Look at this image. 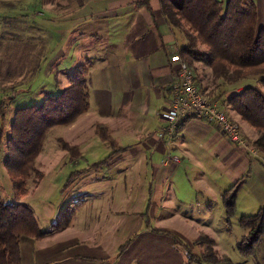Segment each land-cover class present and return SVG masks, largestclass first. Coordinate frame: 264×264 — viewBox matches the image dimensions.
<instances>
[{"label":"crops","instance_id":"crops-1","mask_svg":"<svg viewBox=\"0 0 264 264\" xmlns=\"http://www.w3.org/2000/svg\"><path fill=\"white\" fill-rule=\"evenodd\" d=\"M1 1L0 7L6 0ZM30 1L26 8L29 12H22L30 23L25 40L38 48L41 43L45 45V40L51 39L55 44L64 40L44 65L43 76H53L58 89L53 72L57 58L67 54V73L78 65H87L88 109L65 128L67 143L78 148L79 157L69 160L67 155L68 162L80 160L84 164L78 169L95 168L91 164L109 154L111 147L95 133V126L101 124L121 147L105 164L107 168H119H114L113 176L101 177L119 178L120 183L126 178L129 181L140 160L143 194L147 196L137 210L133 203L136 195L131 192L134 188H130L126 209L117 210L118 206L113 205L110 222L117 239L115 253L107 252L100 235L97 239L94 234L91 240L72 230L75 212L90 198L85 194L65 228L39 239L19 238L21 264H185L182 251L178 253L172 240L160 233L176 230L169 220L175 213L172 207L210 208L211 205L198 203L200 197L219 195L243 173H247L246 182L259 160L236 148L213 124L186 119L173 136L175 144L171 150L180 157L179 161L163 162L167 145L155 137V132L163 125L159 113L168 105L177 75L169 55L183 40L166 22L160 0H148L147 4L144 0ZM255 1L257 25H261L264 0ZM38 15L44 18H34ZM4 32L0 25V39L8 35ZM202 67L203 75L196 74L198 79L202 77L199 83L207 92L204 71L210 70ZM231 93L226 91L216 99L229 112L225 98ZM242 124L246 125L244 121ZM81 129H89V137ZM98 150L101 154H97ZM123 162L127 164L121 165ZM128 183L136 184L133 180ZM163 208L157 215V209ZM137 215L146 220H137ZM126 240L128 244L119 252L118 247Z\"/></svg>","mask_w":264,"mask_h":264},{"label":"trees","instance_id":"trees-1","mask_svg":"<svg viewBox=\"0 0 264 264\" xmlns=\"http://www.w3.org/2000/svg\"><path fill=\"white\" fill-rule=\"evenodd\" d=\"M148 0H144L147 4ZM161 10L166 22L173 30L181 33L183 43L177 47V54L187 65L197 62L210 70L213 88L222 83H234L250 78L253 84H245L240 91L225 98L229 107L255 132L253 146L264 155V95L255 83L264 87V17L257 25L255 0H160ZM204 48L198 49L197 45ZM192 67V66H191ZM196 68L195 66L192 67ZM195 71V69H194ZM87 67L78 65L66 74V85L55 93H44L38 103L18 107L14 110L5 139L6 153L3 166L6 170L17 199L27 194V181L37 186L42 172L34 165L42 140L47 130L53 126H67L88 109ZM195 79L202 93L211 98L222 97L225 90L210 95L212 89L204 92L195 71ZM217 102V101H216ZM183 123L180 124V126ZM177 127L178 128H180ZM177 131V130H176ZM95 133L108 143L111 151L103 159L91 164L97 167L108 163L121 147L111 138L101 124L95 126ZM60 148L69 160L79 157L78 148L58 138ZM260 162H262L260 160ZM82 173V169L69 172L62 190L72 179ZM247 173H243L227 189L222 191V205L226 216L234 209V199ZM66 205L55 222L46 229H40L31 208L20 202H5L0 197V264H21L19 238L28 236L42 238L65 228L76 207L82 202V195ZM238 225L246 229L236 243L242 256L253 252L255 244L264 232V204L254 214L241 215ZM159 232V231H154ZM168 236L173 244L185 250V264H231L225 256L218 257L212 248L213 241L206 235L193 240L192 244L205 246L198 254L177 236L168 231L160 232ZM129 240L119 247L121 252Z\"/></svg>","mask_w":264,"mask_h":264},{"label":"rangeland","instance_id":"rangeland-1","mask_svg":"<svg viewBox=\"0 0 264 264\" xmlns=\"http://www.w3.org/2000/svg\"><path fill=\"white\" fill-rule=\"evenodd\" d=\"M1 2L0 0V4ZM31 3L30 0H6L2 3L5 5L0 7V25L3 26L4 33L8 34L0 39V42H2V44L0 43V197L5 202H20L28 205L32 210L39 228L46 229L50 224L55 222L66 205L80 198L78 195L81 194L85 197V194H89L90 198L87 203L80 210H77L80 207L75 208L77 210L76 212L74 210L72 230L79 233L78 236H84L91 240L94 234L97 239L98 235H100L99 239L107 252L115 253V247L113 246L117 242V239L114 236L115 233L110 222V216L113 214V205L118 206L117 210L126 209L128 203L126 197L130 193L128 192L130 188H134L131 192L136 195V197H133L135 199L133 203L137 210L141 207V204L147 196L143 194L145 187L143 185L144 177L141 174L143 168L141 167L140 160H137L134 167L133 173L135 175L133 179L127 181L126 178L124 183L123 180L120 183L119 178H102L101 176L104 175L113 176L114 168H119L117 165L114 168H107V165H103L101 167H87L86 169H82V173L74 177L68 187L62 190L69 172L78 169L84 163L79 162L80 160H76L72 164L68 162L67 153L60 148L58 142V138H62L63 141L67 142V130L65 129L67 126H53L45 133L41 149L34 160V165L42 172V178L37 186H33L30 181H27L28 192L26 195L18 199L14 197L10 180L3 166V158L6 153L5 139L9 133V124L14 110L21 106L38 103L42 100L44 93H55L58 89L66 85L67 54L61 58H57L58 60H55V64L53 65V72L58 80L56 82L58 89L55 87L53 76L45 78L42 74L44 65L51 58V54L64 43V40L55 44L51 39L47 41L44 39L45 45L41 43L38 48L37 44V47L32 46V43L30 44L24 38V33L27 32L30 23L28 24L27 20L29 18L23 13L29 12L26 11V8ZM3 10L6 13L2 14L1 12ZM34 18L42 19L44 17L38 15ZM258 23L261 24L262 21ZM176 35L179 39L181 38L183 40L181 33L177 32ZM197 47L201 50L204 48L200 44ZM85 66L87 67V65ZM191 66L197 67L194 68L195 71L203 75L205 67H202V64L193 62ZM209 72L207 70L204 71L207 79L204 80L203 85H206V91L211 89L214 91L209 92L213 96L222 90L228 93L240 91L245 84L254 83L250 78L234 83H222L221 80L217 79L216 83L221 87L213 88L214 83L212 82L214 81L211 80ZM199 80H202V77ZM255 84L264 95V87L258 83ZM219 98L215 97V99ZM235 114L232 109L228 112V115L238 124L247 148L245 150L236 145L234 146L243 150V152L247 151L251 157L259 160V162L254 163L255 168H251L250 176H248L246 182H243L237 191L232 214L230 216H226L225 214L221 191L215 197L213 195L200 197L198 203L201 205H211L208 209L202 207L199 210L193 208L187 209L182 206L176 210V206H173L172 209L175 213L172 217H169L171 218L169 220L172 221L171 224L176 229L172 233L183 241L194 254H198L205 246L192 244L193 240L198 239L201 235H206L213 241L212 248L216 252V255L218 257L225 256L231 264H264V232L255 244L253 252L250 255L242 256L236 248L237 241L247 231L238 225L239 217L241 215L256 213L258 208L264 204V155L259 154L252 144L255 138L254 130L246 122L244 126L242 124L243 120L241 121L240 117ZM81 131L82 133L84 132L86 137H89V133L91 132L89 129H81ZM219 133L223 135L222 132L219 131ZM93 137L95 136L92 133ZM158 140L162 141V139ZM89 141H91V138ZM171 141L172 143L167 145V152L163 158V162L166 164L169 162L175 163L180 158L174 151L172 152L171 149L174 147L175 141L173 138ZM162 142L164 143V141ZM102 147L105 146L102 145ZM99 150L97 154H101ZM167 156L170 158L166 159ZM124 164L126 165L127 162L121 163V165ZM84 170L85 172L83 173ZM124 172L126 173V177V170ZM137 172H140V175L137 176ZM188 175L190 176V174ZM180 176H184L183 173ZM132 180L136 184L128 183ZM228 186L226 185V187ZM160 211H164V208L157 209V215ZM113 218L116 217L114 216ZM143 219L146 220L144 216L137 215V220L143 222ZM172 245L178 253L182 251L183 262H185L186 256L184 248L180 245ZM188 264L198 263L190 262Z\"/></svg>","mask_w":264,"mask_h":264},{"label":"built area","instance_id":"built-area-1","mask_svg":"<svg viewBox=\"0 0 264 264\" xmlns=\"http://www.w3.org/2000/svg\"><path fill=\"white\" fill-rule=\"evenodd\" d=\"M169 61L175 64L177 75L168 105L159 113L163 125L155 132V137L170 145L182 121L198 119L213 124L233 145L246 150L238 124L228 115L229 111L200 91L193 68L179 58L176 50L169 55Z\"/></svg>","mask_w":264,"mask_h":264}]
</instances>
